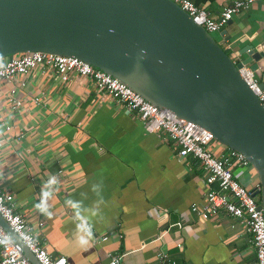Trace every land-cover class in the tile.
Wrapping results in <instances>:
<instances>
[{
    "label": "crops",
    "instance_id": "0c3cea01",
    "mask_svg": "<svg viewBox=\"0 0 264 264\" xmlns=\"http://www.w3.org/2000/svg\"><path fill=\"white\" fill-rule=\"evenodd\" d=\"M192 1L218 15L235 0ZM213 35L234 62L247 57L239 53L247 45L264 49V0ZM25 78L23 106L12 111L0 103V186L29 224L44 222L37 236L49 253L69 264H109L117 254L120 264H155L159 250L177 264H253L238 219L221 211L203 222L189 212L205 202L203 169L191 156L178 157L166 132H148L120 103L99 102L89 78L72 74L61 82L55 72L37 71ZM11 84L0 83V98ZM234 173L245 185L257 182L253 170Z\"/></svg>",
    "mask_w": 264,
    "mask_h": 264
},
{
    "label": "water",
    "instance_id": "95a60500",
    "mask_svg": "<svg viewBox=\"0 0 264 264\" xmlns=\"http://www.w3.org/2000/svg\"><path fill=\"white\" fill-rule=\"evenodd\" d=\"M33 51L77 57L242 152L264 214V107L238 71L249 65L264 88V49L247 45L234 62L172 0H0V58ZM0 223L21 244L1 215Z\"/></svg>",
    "mask_w": 264,
    "mask_h": 264
},
{
    "label": "built area",
    "instance_id": "2783aa9c",
    "mask_svg": "<svg viewBox=\"0 0 264 264\" xmlns=\"http://www.w3.org/2000/svg\"><path fill=\"white\" fill-rule=\"evenodd\" d=\"M172 1L191 16L195 23L213 34L224 27L233 14L250 8L251 4L259 0H235L225 6L218 15H213L204 6L197 5L192 0ZM36 71L42 76L55 72L61 82H66L72 74L89 78L99 95V102L113 100L120 103L128 111L137 114L148 132H166L178 148L176 155L181 158L191 156L203 169L205 202L192 203L189 212L203 222L221 211L238 219L248 235L253 264H264V214L262 209L258 208L259 194H253L260 189V185L258 181L245 185L234 173L235 168L250 165L242 152L229 147L217 152L213 149L217 141L208 129L177 116L168 108L151 103L118 78L73 56L33 51L0 58V83H12L1 92L3 96L0 103H4L12 111L19 110L23 106L24 99L20 91L26 87L25 77ZM238 71L264 107V88L261 87V80L255 71L245 64L238 68ZM19 78L21 80L18 81ZM32 100L39 103L41 97L36 96ZM9 128V125L5 126L6 130ZM2 151L3 145L0 141V155ZM13 201V193L3 190L0 186V215L21 242H16L0 223V264H33L24 255L22 245L34 255L39 264H69L65 256L52 255L40 242L37 229L42 227L44 222L38 221L36 226L29 224L24 214L15 211ZM82 224L85 230L90 228L88 223ZM159 238L160 236H157V239ZM101 239L106 240L108 236L104 235ZM176 245L180 247L181 243L177 242ZM155 257V264H177L176 260L163 250L157 251ZM121 258L122 254L112 255L109 264H120Z\"/></svg>",
    "mask_w": 264,
    "mask_h": 264
},
{
    "label": "clouds",
    "instance_id": "9594fccd",
    "mask_svg": "<svg viewBox=\"0 0 264 264\" xmlns=\"http://www.w3.org/2000/svg\"><path fill=\"white\" fill-rule=\"evenodd\" d=\"M55 182H56V178H55V177H51V178L49 179V181H48L49 184H53V183H55ZM44 196L47 197V196H48V193H44ZM38 207H39V206H38ZM79 243H80L81 245H85V244H87V241H86L84 238H80Z\"/></svg>",
    "mask_w": 264,
    "mask_h": 264
},
{
    "label": "rangeland",
    "instance_id": "374dc122",
    "mask_svg": "<svg viewBox=\"0 0 264 264\" xmlns=\"http://www.w3.org/2000/svg\"><path fill=\"white\" fill-rule=\"evenodd\" d=\"M242 169H249V170H253L252 166L249 165V166H246V167H243Z\"/></svg>",
    "mask_w": 264,
    "mask_h": 264
},
{
    "label": "trees",
    "instance_id": "16d2710c",
    "mask_svg": "<svg viewBox=\"0 0 264 264\" xmlns=\"http://www.w3.org/2000/svg\"><path fill=\"white\" fill-rule=\"evenodd\" d=\"M254 171V170H253ZM258 199H259V202H260V197H258Z\"/></svg>",
    "mask_w": 264,
    "mask_h": 264
}]
</instances>
